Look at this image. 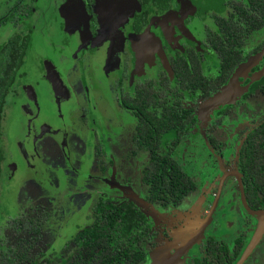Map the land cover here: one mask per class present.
Listing matches in <instances>:
<instances>
[{"label": "flooded vegetation", "instance_id": "1", "mask_svg": "<svg viewBox=\"0 0 264 264\" xmlns=\"http://www.w3.org/2000/svg\"><path fill=\"white\" fill-rule=\"evenodd\" d=\"M79 1L69 4L66 11L63 7L66 0H0V47L13 39L25 42L20 64L13 69L11 83L7 87L3 116L6 104L10 107L24 102L30 110L20 140L25 145V152H28V159L25 155L20 161L25 159L31 164L32 172L27 176L29 182L33 181L37 171L43 170L33 164L41 163L46 154L53 153L54 147L59 145L69 152L68 144L73 143L71 133L76 132L73 113L70 130L65 122L59 132L65 147L55 136L49 139L48 134L42 135L38 131L39 107L35 91L38 84L30 82L31 71L25 68L32 65L31 45L35 40L44 45L50 40L49 32H58L62 45H70L74 38L76 42L68 56L61 59V52L57 56L60 63L62 60L69 64L75 62L79 72L68 79L69 69L74 67L68 70L64 66L60 68L51 59L57 64L54 69L64 88L61 84L53 87L60 100L64 93L71 99L69 107L76 102L77 111L82 115L99 117L96 123L106 128L105 139L114 145L108 154L104 153L105 146L98 140L90 144L84 140L78 145L75 142L73 147L78 149L89 145L90 151L85 152L84 159L98 165L100 180L110 179L114 164L117 169L132 171L134 174L125 176V180L140 197L138 200H115L107 194L89 193L91 203L88 213L82 214V225L75 227L64 238L56 232L55 243L62 239L57 252L49 250V244L44 241V229L52 224V216L45 204L39 201L26 211L19 208L15 214L5 215L0 239L13 240L12 234L11 238L2 235L5 229L11 233L7 225L9 218L22 213L32 217L43 213L45 219L39 225L38 243L42 256L37 259V264L45 259L56 264L66 258L67 244L73 236L92 220V206L98 199L130 202L142 209L139 202L148 207L142 211L155 232V244L144 260L137 264L146 262L158 248L164 252L163 262L198 226L212 204L219 178L224 172L238 173L243 188L239 172L242 147L247 134L264 122V52L255 61L247 63L264 48V16L263 13L256 14V25L248 29L252 22L249 20L252 17L249 0H160L159 3L157 0ZM59 51L60 48L53 53ZM44 60V57H39L37 62ZM210 100L214 101L210 102L211 105L208 104ZM147 114L156 116L154 118L160 120V126L165 129L154 138L153 143L158 147L152 144L151 148L156 152L169 153L171 159L180 164L195 182V190L178 207L159 210L144 199L141 176L150 154L137 146L134 137L141 117L149 123ZM109 117L114 121L120 120L119 117L127 118L126 128H120L121 124L113 123ZM169 120H174V129H169V124H162ZM180 128L183 132L179 135L177 130ZM233 137L230 156L226 158L224 155ZM196 140L205 146L203 156L195 147L198 145ZM190 143L195 149L186 154L195 152L201 158L195 159L196 170L187 173L183 168L184 162L176 153L184 147L189 149L187 146ZM83 152L80 149L77 154L82 156ZM4 167L3 170L2 161L1 173L2 170L7 172V169H11L13 177L21 173V167L13 157L8 158ZM42 184L45 182L42 181ZM26 189H29L28 186L23 191L27 192ZM54 201L62 203L60 197ZM198 204L203 205L202 211L191 214ZM231 211L237 212L235 219L232 218V229L219 222V216ZM187 215L193 221L188 226L191 232L179 243L184 236L185 225L189 224ZM64 217L66 219L67 216ZM54 221L62 223L58 219ZM255 224V217L246 213L240 203L236 178L227 174L208 224L172 264H201L205 258L207 263L210 240L229 246L234 238L245 233V247ZM59 227L63 228V225ZM257 251L264 254V233L240 264L245 263L248 257H254Z\"/></svg>", "mask_w": 264, "mask_h": 264}, {"label": "trees", "instance_id": "2", "mask_svg": "<svg viewBox=\"0 0 264 264\" xmlns=\"http://www.w3.org/2000/svg\"><path fill=\"white\" fill-rule=\"evenodd\" d=\"M160 0H157L159 3ZM252 17L248 29L256 25V14L263 13L264 0H249ZM25 42L11 40L0 47V173L3 161L1 147L4 100L11 83L12 71L19 66L24 53ZM264 87V78L262 80ZM148 115V116H147ZM149 123L140 118L135 140L138 147L149 151L150 158L142 170L141 183L144 199L159 210L178 207L186 196L195 190V182L183 171L180 164L171 159L169 153L156 152L155 137L165 129L154 115L147 114ZM175 120V119H174ZM174 120L163 125L174 129ZM183 130L178 129L177 134ZM148 137V138H147ZM151 142V143H149ZM243 190L248 206L255 210L264 207V122L253 128L244 141L239 163ZM90 223L80 229L67 244V256L56 264H137L144 260L154 243L155 232L142 209L130 202L115 203L98 199L92 206ZM43 213L19 214L9 218L13 240L0 239V264H37L42 256L38 246L39 225L44 221ZM247 235L240 234L229 246L210 240L207 257L201 264H234L241 253ZM39 264H52L48 259Z\"/></svg>", "mask_w": 264, "mask_h": 264}, {"label": "rangeland", "instance_id": "3", "mask_svg": "<svg viewBox=\"0 0 264 264\" xmlns=\"http://www.w3.org/2000/svg\"><path fill=\"white\" fill-rule=\"evenodd\" d=\"M47 35L50 40H48V42L43 41L45 43L44 45L42 42L39 43V41L36 40L32 43V65L27 68L24 66L25 70L29 69L31 71L30 82H37L38 84V86L35 87L39 107L38 131H41L42 135H44L43 133L46 135L48 134L49 139L55 136L60 141L62 147H65V145L63 143L64 141H62V135L59 132L63 130V123L66 122L69 124V131L70 120L72 117H75L74 125L76 132L73 131V133H71L73 143L71 145L68 144L69 152L57 145V147L53 148V153L46 154V157L41 163L39 162L37 165L33 164V166L42 167L41 169L43 170L37 171L35 178H32L33 181L29 182L27 176L32 172L30 169L31 164L29 165V162L25 159L20 161L21 156L24 157L26 155L28 159V152H25V145L23 142H20V140H22V133L28 121L27 114L30 113V110L25 107L24 102H17L10 107L6 104L4 116L1 121L3 133L1 146L4 156L3 170L5 164L8 162V158L13 157L21 167V173L13 177L12 173H10L11 169H7V172L2 170L0 175V227L3 224L5 215H13L19 208L22 211H26L37 204L38 201L43 202L51 211L52 216V224L44 229V241L49 244V250L57 252L62 243V239L61 242L55 243V239H57L55 235L56 232H60V234L63 235L62 238H64L67 237L75 227L82 225L84 219V215L82 217V214L88 213L87 209L91 203L89 193H94L93 195H97L98 193L102 196L107 194L109 197L113 196L115 200H138L140 196L136 194V191L133 190L131 185L127 184L125 180V176L134 174L132 171L129 172L128 170L125 172L122 168L117 169L114 164L111 169L112 176L110 179L100 180L98 178V165H93L92 163L86 162L84 159L86 155L85 152L90 151L89 145H86V148L77 149L73 147L75 142H77L76 145H78L80 143L79 141L82 143L84 140L85 142L89 141L88 144H90L98 140L105 146L104 153L108 154V150L109 152L113 150L112 145H114V143L111 144L110 141L105 139L106 136L104 133L106 128L102 126V124L96 123L99 117L82 115L80 111H77L76 102H72L71 107H69L71 99L65 97V93L64 95L62 94V100H60L59 93L54 89L55 85L53 87V83L56 80L54 78L57 77L56 81H58V85L61 84L63 87V84L54 68L57 64L58 67L61 68L64 66L67 70L69 67L73 66L74 68L69 69L67 76V78L70 79V77H75V74L79 72V67H77L75 62L69 64L62 60L60 63L57 55L61 52V59L67 57L69 51H72L74 48L76 40L72 38L70 45H62L61 36L58 32H49ZM59 48V52L53 53ZM39 57H44L45 60L43 62H37ZM51 59L57 62V64ZM40 63L41 66L38 67ZM90 90L94 92L93 89ZM212 100L208 101L209 105L214 102ZM108 119L115 124H121L120 128L123 129L126 128V123H128L125 117H119L120 120L117 121H114V119L110 117ZM100 128H102L101 131ZM94 133H96L95 136H93ZM234 139L235 137L230 140V145L224 155L226 158L230 156L229 152ZM195 143H198L195 147L200 149L201 155L203 156L205 146L200 145L197 140ZM115 145H117V143H115ZM119 147L124 146L119 145ZM187 147H189V149L185 147L179 149L176 156H178L181 162H184V170L187 173H192L197 168V165L194 164L195 159L201 157H199L198 154L195 155V152L191 153V155L186 154L188 151L195 149L192 143ZM28 148H30V146H28ZM80 149L84 151L82 156L77 154V151ZM121 152H124V150H121ZM42 181H44L45 184H42ZM28 183L30 184L28 185ZM27 186L29 188L26 189L27 192L23 191ZM17 195H19V197ZM58 197L61 198V204L55 203L54 201V199ZM51 203L53 205H51ZM64 215L67 216L66 219ZM56 219L60 220L62 223H55L54 220ZM61 224L63 228L59 227ZM2 235L6 238H11V233L8 229H5ZM52 255L53 254L49 252V256L52 257ZM164 256L163 250L158 248L150 254L149 259L142 264H160ZM243 264H264L263 252L257 251L254 257H248Z\"/></svg>", "mask_w": 264, "mask_h": 264}, {"label": "water", "instance_id": "4", "mask_svg": "<svg viewBox=\"0 0 264 264\" xmlns=\"http://www.w3.org/2000/svg\"><path fill=\"white\" fill-rule=\"evenodd\" d=\"M76 1L80 2L79 0H66L63 7L65 6L67 9L66 11H68L69 4H72ZM263 52H264V48L259 53L255 54L253 57L249 58L247 63H251V62L255 61L256 59H258V57L260 55H262ZM54 79L57 80V77ZM56 80L54 82L55 84H53V85H58V81H56ZM227 174H231L236 178L238 192H239V199H240V203H241L244 211H246V213L254 216L256 219V224H255V227L252 231V234H251L246 246L244 247V249H243V251L239 257V260L236 262V264H240L243 261V259L251 252V250L254 248V246L258 243L259 239L261 238V236L264 233V207L261 209H256V210L250 209L248 207L246 201H245V198H244L243 188H242V184H241L239 174L236 172H228V173L224 172L221 175V177L219 178L217 189H216V194H215V197L212 201V204L209 207L208 211L205 213L204 217L202 218V220L200 221L198 226L194 229L193 233L172 254H170L160 264H172L186 249H188V247L199 236V234H201L204 227L208 224L209 218H210V216L214 210V207L217 203V199H218L221 187H222L223 180L227 176ZM137 203L139 204V206L142 209H144V210L148 209V207H146L145 204H140L139 202H137ZM151 212H153V211H151Z\"/></svg>", "mask_w": 264, "mask_h": 264}, {"label": "crops", "instance_id": "5", "mask_svg": "<svg viewBox=\"0 0 264 264\" xmlns=\"http://www.w3.org/2000/svg\"><path fill=\"white\" fill-rule=\"evenodd\" d=\"M203 208H204L203 205L198 204L197 207H194V209H192L191 214L192 213L198 214L202 211ZM236 216H237V212H233V211H231V213L228 212L225 215L219 216L220 217L219 222H221L223 225H226V226L228 225L232 229L233 228V219H235ZM186 219H188V215H187ZM188 222H189V224L185 225L186 230H185L184 236L179 239V243H182V241L185 240V238L191 232L190 227H188V226L192 225L193 221L191 219H188Z\"/></svg>", "mask_w": 264, "mask_h": 264}]
</instances>
